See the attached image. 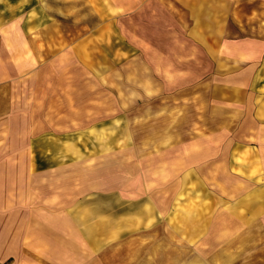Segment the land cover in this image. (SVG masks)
<instances>
[{
  "label": "rangeland",
  "instance_id": "obj_1",
  "mask_svg": "<svg viewBox=\"0 0 264 264\" xmlns=\"http://www.w3.org/2000/svg\"><path fill=\"white\" fill-rule=\"evenodd\" d=\"M1 250L264 264V0H0Z\"/></svg>",
  "mask_w": 264,
  "mask_h": 264
},
{
  "label": "crops",
  "instance_id": "obj_2",
  "mask_svg": "<svg viewBox=\"0 0 264 264\" xmlns=\"http://www.w3.org/2000/svg\"><path fill=\"white\" fill-rule=\"evenodd\" d=\"M1 253H2V250L0 251V254H1ZM0 260H1V261H3V259H2V258H1Z\"/></svg>",
  "mask_w": 264,
  "mask_h": 264
},
{
  "label": "bare ground",
  "instance_id": "obj_3",
  "mask_svg": "<svg viewBox=\"0 0 264 264\" xmlns=\"http://www.w3.org/2000/svg\"><path fill=\"white\" fill-rule=\"evenodd\" d=\"M91 231V230H90Z\"/></svg>",
  "mask_w": 264,
  "mask_h": 264
}]
</instances>
